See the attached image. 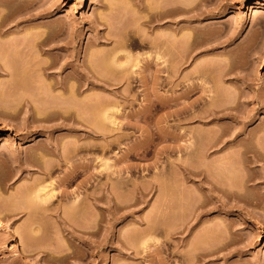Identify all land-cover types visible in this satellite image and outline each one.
<instances>
[{
	"label": "rangeland",
	"instance_id": "rangeland-1",
	"mask_svg": "<svg viewBox=\"0 0 264 264\" xmlns=\"http://www.w3.org/2000/svg\"><path fill=\"white\" fill-rule=\"evenodd\" d=\"M177 6L189 11H176ZM57 37L74 40L63 46L75 49L76 64L93 62L112 83V90L91 85L78 95L98 93L91 113L90 100L77 98L82 103L74 107V100L57 97L64 90H54V79L40 70L52 59L40 50L47 46L39 40ZM155 42L164 44V56L165 49L172 55L169 63L177 62V69L172 67L177 78L162 69L163 54ZM114 61L132 75L129 83L120 81ZM66 70L63 76L73 71ZM155 78L161 82L156 86ZM200 78L208 80L211 91L194 89L179 105L170 100L175 92L203 83ZM46 91L60 100H40ZM99 94L108 100H99ZM184 103L199 116L180 122L179 131H192L193 138L176 139L178 121L172 114ZM54 104L61 111L75 109L66 115L78 112L79 121L73 115L34 121L47 107L56 110ZM209 107L223 118L213 120L217 116L207 113ZM105 111H114L115 123L107 119L105 133H97L92 118ZM235 128L245 133L239 138L253 132V143L264 145V8L258 9L255 0H0V208L31 257L45 264H264V160L246 163L244 144L209 143L212 134ZM49 138L60 139L65 149L73 140L82 145L74 158L77 170L70 161L53 167L50 161L57 159L49 154L47 163L36 156L35 162H24L28 150L39 153ZM189 139L197 148L184 149ZM258 147L254 152L264 154ZM251 151L247 155H254ZM226 157L230 162L222 161ZM90 178L97 183L90 189L93 197L86 187ZM213 183L241 197L211 189ZM47 185L57 192L43 204L35 195ZM207 252L214 254L206 260L214 261L200 260ZM0 264H31L14 256L1 229Z\"/></svg>",
	"mask_w": 264,
	"mask_h": 264
},
{
	"label": "bare ground",
	"instance_id": "bare-ground-1",
	"mask_svg": "<svg viewBox=\"0 0 264 264\" xmlns=\"http://www.w3.org/2000/svg\"><path fill=\"white\" fill-rule=\"evenodd\" d=\"M79 2H81L82 4H84L87 0H78ZM255 5H256V7L258 8V9H261V8H264V0H255ZM176 7V6H175ZM173 9H175V8H173ZM187 8H185L184 9V7L183 8H181V7H178L177 6V8H176V11H189V9L188 10H186ZM159 15V14H158ZM180 26V25H179ZM182 28V27H181ZM179 29H180V27H179ZM161 40V39H160ZM40 42H38L39 44L38 45H46L47 47L45 48V49H43V48H40V50L41 51H43V52H45V53H47L49 56H51V62L50 63H48L47 65H41L40 67H41V69H40V67H39V69L40 70H42L43 71V75H45L47 78H52V79H54V81H55V83H52V84H54L53 86H52V88L54 89V90H57V89H63L61 92L62 93H60L59 95L57 94V97L59 96L60 97V99L61 100H63V98H64V100H69V98H70V100H71V102H73V100L75 101V103L73 102V105H74V107L76 106L77 107V105H76V103L78 104L79 103V101H81V100H87L86 101V103L87 102H89L88 100H90V102L89 103H91V105H89L88 103H87V106H90V113L92 112V108L94 107L93 106V100H97L98 99V93L96 92L95 94L93 93V95L91 94V93H89V92H87L86 91V97H81V98H79L78 97V95L79 96H81V95H83L85 92V89H87V87L88 88H91L90 86L92 85V87L95 89V88H100V89H103L104 91H108V90H112V88L111 89H109L111 86H112V83L111 82H109V80H107L108 78H106V76L107 75H105L104 73L105 72H102V74L100 73L102 70H97V69H94V67L91 65V63H93V62H90V63H84L83 65H81L80 64V66L78 65V64H76V60H77V55H76V51H75V49L74 50H67L68 48H66L65 49V47H66V45H70V44H73L74 43V40H68V41H65L64 39H60V38H46V39H43V40H39ZM163 41V40H162ZM35 43H36V41H35ZM64 43L66 44V45H64ZM154 43V42H153ZM156 44L158 43V42H155ZM165 43V42H164ZM161 44H162V42H161ZM160 43H158L157 44V46H160V47H158L159 49L161 48L162 50L164 49V48H162V46L164 45H161ZM37 45V46H38ZM65 47H64V46ZM167 45V44H166ZM40 47V46H39ZM42 47V46H41ZM155 47H156V45H155ZM164 47V46H163ZM185 48V47H184ZM187 48V47H186ZM156 49H157V47H156ZM160 49V51H161V53H162V50ZM169 50H171L170 48H168ZM167 49V50H168ZM56 50V51H55ZM158 51V50H157ZM160 51H158L159 52V54H157V55H162V57H160L161 58V60H162V62L161 63H165V65H163L162 66V69L164 70V71H167L168 73H169V75L171 74V73H174L173 75H172V77L175 75V78H177V71L175 70V69H177V67L175 68V67H173V64H171V61L173 62V59L171 58L172 57V55H171V57L167 54V52H166V49H165V55L166 56H164V53H162V54H160ZM184 51V50H183ZM157 52V53H158ZM164 52V51H163ZM172 52V51H171ZM185 52V51H184ZM170 53V52H169ZM94 55V54H93ZM167 55H168V57H167ZM157 57H159V56H157ZM93 58V57H92ZM94 58H96V57H94ZM163 58V59H162ZM167 58L168 59H171V61H170V63L168 62V60H167ZM159 59V58H158ZM164 59H166V60H164ZM181 59V58H180ZM93 61V60H92ZM165 61V62H164ZM49 62V61H48ZM117 63L118 64V62L117 61H114V63ZM138 62V61H137ZM169 63V64H167V63ZM4 63V62H3ZM137 65H138V63H136ZM175 64H177V62L175 63ZM174 64V65H175ZM178 64H180V62L178 61ZM94 65V64H93ZM118 65H120L119 67H120V69H119V67H117L118 69H119V72H121L120 73V75L121 76H119L120 77V81L121 80H126L127 81V83H129V81H131L130 79L131 78H133V77H131L132 75H130V73H128V72H125L126 70L124 69V64L123 63H121V64H118ZM117 65V66H118ZM202 65V64H201ZM201 65L199 66L200 67V69H201ZM123 67V68H122ZM175 68V69H173V68ZM203 67V66H202ZM10 68V67H9ZM67 68H72L73 69V71H71V72H73V74L70 72V74H67L66 75V73H64V75L65 76H63V72H68L66 69ZM179 68V67H178ZM204 68V67H203ZM201 69L202 71L204 70V69ZM105 69V68H104ZM103 69V70H104ZM172 69H173V71H172ZM181 69V68H180ZM199 69V68H198ZM198 69H196L197 71H200V69L198 70ZM107 70V69H106ZM110 70V69H109ZM98 71V72H97ZM111 71V70H110ZM179 71V70H178ZM117 73H118V71H116ZM176 72V73H175ZM184 72V71H183ZM204 72V71H203ZM202 72V73H203ZM99 73V74H98ZM128 73V74H127ZM196 72L194 71V74H195ZM198 73V75L201 73H199V72H197ZM188 74H190V73H188ZM191 74H192V72H191ZM205 74V73H204ZM185 75V74H184ZM201 75H203V74H201ZM201 75H199L200 77H201ZM192 76V75H191ZM197 76V75H196ZM45 77V78H46ZM172 77H170L169 76V78L170 79H173ZM179 77V76H178ZM184 77V76H183ZM182 77V78H183ZM187 76H185V78H186ZM190 77V76H189ZM195 77V76H194ZM203 77V76H202ZM184 78V79H185ZM193 78V77H192ZM199 78V77H198ZM204 78H206L205 76H204ZM72 79L73 80H75V83L76 82H78V83H76V84H78V85H75V84H73V82H71L72 81ZM180 79V78H179ZM179 79H177V80H179ZM197 79V78H196ZM203 79V78H202ZM201 78H200V80H202ZM207 79V78H206ZM176 79L175 80H171L173 83H176L175 85H182V83H183V81L181 80V82L179 83V81H177ZM53 81V82H54ZM116 81H118V80H116ZM125 81V82H126ZM206 81V80H205ZM205 81L203 82V80H202V82L203 83H194V85H191L190 86V88L188 89V88H186L187 90H185V91H182V92H180V93H176L175 92V94H173V96H169L170 97V100H173L174 102H175V104L176 105H179V100H181V99H185V98H187L188 96H190V94L192 93V91H194V89H199L202 93H206L207 91H211V89L205 84ZM208 81V80H207ZM206 81V82H207ZM52 82V81H51ZM122 82V81H121ZM118 83V82H117ZM123 83V82H122ZM159 83H161L160 81H159V78L157 79V78H155L154 80H153V82H152V84L153 85H158ZM119 84H120V82H119ZM86 85V86H85ZM84 86V87H83ZM114 86V85H113ZM155 86L153 87V89H155ZM93 88H91V89H93ZM115 88V87H114ZM116 88H117V86H116ZM52 89V91L54 92V90ZM90 90V89H89ZM114 91V90H113ZM44 92V91H43ZM68 92V94L69 95H67L66 93ZM45 93H48L47 91L45 92ZM41 94V93H40ZM39 94V95H40ZM54 94V93H53ZM53 94H51L50 92L48 93V95H46L45 97H44V93H43V95L41 94V96H43V97H41L42 99H40V100H55V99H57V100H60L59 98H56V96H55V99L53 98L52 99V97H51V95H53ZM64 94V95H63ZM65 94L67 95L66 96V98L65 97H62V96H65ZM88 94H90V95H88ZM229 93H227V96L229 97V95H228ZM232 94V93H231ZM101 94H99V100L101 99H105V100H108V98H107V96L106 97H104L103 95V97H101L100 96ZM125 95H123V97H124ZM53 97H54V95H53ZM96 97H97V99H96ZM227 97V98H228ZM23 98V97H22ZM25 98V97H24ZM37 98V97H36ZM36 98H32V100L33 99H36ZM77 98H79V99H81V100H79V99H77ZM83 98V99H82ZM213 98V97H212ZM26 99V98H25ZM23 100V99H22ZM79 100V101H78ZM167 100H169V99H167ZM215 100V99H214ZM93 103H92V102ZM85 102V101H84ZM81 103H82V101H81ZM46 104V103H45ZM49 104L50 103H48L47 102V105L49 106ZM72 104V103H71ZM214 104V103H213ZM61 105V104H60ZM95 105V104H94ZM105 105V104H104ZM103 104H102V106H104ZM211 105V104H210ZM50 106H51V104H50ZM58 106H59V104H58ZM78 106H79V104H78ZM91 106H93V107H91ZM99 106H101V105H99ZM98 106V107H99ZM193 105L192 104H186V103H184L183 104V107H181V108H178V109H175V111L173 112L174 114H172V115H174V117L176 118V120L178 121V123L176 124V129L175 130H177V132L180 130V128H181V121L182 120H189V119H191V118H195L196 116H199V114L197 115L196 113H194V112H192V110H191V107H192ZM212 106V105H211ZM54 107H55V104H54ZM63 107V106H62ZM70 107H72L71 105H70ZM214 107H215V105H214ZM217 107V106H216ZM44 108V107H43ZM51 108V109H50ZM50 108H48L47 107V110H46V106H45V109L44 110H46V112L44 113V116L43 117H37L36 119H34V121L35 122H37V120H39V122L40 121H43V122H45V121H47L48 122V120L50 121V120H52L53 118H55L54 116H58V115H60V117H62V119H70L71 117H72V115H70L71 113H72V111H74V110H71V109H73V108H70V110L69 109H66V110H69V111H71L70 112V114H69V116L70 117H68L67 115H68V113H67V115H66V110H64L63 109V111L65 112V113H63V111H61V110H58V108L56 109V107H55V109L56 110H53L52 109V107H50ZM68 108V107H67ZM94 108H96V105H95V107ZM102 108V107H101ZM208 108V107H207ZM232 108V107H231ZM49 109V110H48ZM77 109V108H76ZM89 109V108H88ZM232 109H234V108H232ZM108 110V109H107ZM207 110V109H206ZM77 112V111H76ZM106 112V111H105ZM103 112L102 114H100V116L98 115L96 118L98 119H100L102 116H104L105 115V117H102L101 119H100V122L97 120V119H93L92 118V123L93 124H95V125H93V129L94 128H96V129H94V131L95 132H104L105 133V131H106V129L105 128H103V126L105 127V125H106V128H107V119H110V120H112L111 122H113L114 120L112 119L113 117H114V111H113V113H112V111L110 112V111H108V112ZM221 111L220 110H218V109H216V108H213V107H209V109L207 110V113L209 114V115H211V116H217L216 118L214 117V119L213 120H220L221 118H223V116H219V113H220ZM3 113V112H2ZM78 113V112H77ZM76 113V114H77ZM90 113H89V115H90ZM110 113H112L113 114V116H112V114H110ZM76 114H74L73 115V117H72V119H76V120H78V117L76 116L75 117V115ZM205 113H203V115H204ZM89 115H87L88 117H87V120L84 118V120H86L87 122H88V126L87 127H89V129H90V126H91V122L90 121H88V120H90L91 118L89 117ZM202 115V117H204ZM230 115H232V114H230ZM233 116V115H232ZM234 117V116H233ZM95 118V117H94ZM193 118V119H194ZM237 119V118H236ZM76 120H74L75 122H76ZM93 120H94V122H93ZM95 120H97L96 122L97 123H95ZM105 120H106V123H105ZM79 121V120H78ZM81 121V120H80ZM109 121V120H108ZM85 122V121H84ZM78 123V122H77ZM83 123V122H82ZM89 123H91V124H89ZM113 123H115V121L113 122ZM64 124V123H63ZM42 126H43V124H41ZM66 125V124H65ZM87 125V124H86ZM85 125V126H86ZM90 125V126H89ZM7 126V125H6ZM40 126V125H39ZM95 126V127H94ZM44 127H46V125L44 124V126H43V128ZM234 127H236L235 125H234ZM240 128V127H239ZM238 128V129H239ZM72 129V128H71ZM103 129V130H102ZM105 129V130H104ZM237 128H235L233 131L231 130H229V132L226 130V132H221L220 134L218 133V134H212L211 135V141L209 142L210 143V147L211 146H215L216 147V145L218 146L219 144L221 145V144H223L222 146H221V148H224L225 146V148H227V146H232V144L234 145H236V143H238V144H244L245 145V147H246V152L244 153V157H245V159H246V163H248V164H254V163H256V162H258L260 159H263L264 160V154L263 153H257V152H254V150L253 149H255V147H256V149L258 150V146H262V148H264V145H263V143H256L255 144V142L253 143V141H252V138H253V136H255V133H250L248 136H247V134H246V136H247V138L245 137V138H239V136L241 135V134H243L244 133V131H243V129H237ZM40 130V129H39ZM91 130V129H90ZM35 132V131H34ZM36 132H37V130H36ZM176 131H174V134H175V136L173 135V137H175L176 139H182V138H184L185 136H189L190 138L192 137V135H190L191 133H192V131H190V132H182L181 133V131H179L178 133H175ZM264 132V131H263ZM93 133V132H92ZM156 133V132H155ZM173 133V132H172ZM214 133V132H213ZM94 134V133H93ZM160 134V133H159ZM245 134V133H244ZM264 134V133H263ZM163 135V134H162ZM194 135V134H193ZM244 136V135H243ZM162 137V136H161ZM188 137V138H189ZM263 137H264V135H263ZM263 137H262V139H263ZM193 138V137H192ZM194 138H195V136H194ZM258 138V137H257ZM36 138H34V135H33V137L31 138V140H35ZM50 139V138H49ZM48 139V140H49ZM51 140V139H50ZM56 140V139H55ZM59 140V143L61 144V142H60V139H58ZM58 140H56V142L55 141H50L49 143H48V141H47V143H46V141L44 142V143H42V144H40L39 145V147L38 148H40L39 150H40V152L38 153V152H36L34 149L33 150H28L27 152H26V154H25V156H23L22 157V159L24 160V162L25 163H31L32 161H34L35 159H36V157H37V159L38 160H44V158L49 154V155H53L55 158V160L57 159V161H55V163L54 162H51L50 161V163L51 164H53L52 166L54 167V164H55V166L57 167V165H59V164H61L60 162H62V164H65L66 162L65 161H67V162H69L70 161V164H71V166L75 163V164H77L75 161H76V159H75V161H74V158L76 157V155L77 154H79V152L81 151V147H82V145H81V147L76 143V141H74L73 140V143H71V145L69 146L68 145V147L65 149V147H64V145H63V147H62V145H60L57 141ZM190 140V139H189ZM193 140V139H192ZM192 140H190V141H188L183 147H184V149H187V150H189V149H194V148H197V145H196V143L194 142V141H192ZM257 140V139H256ZM264 140V139H263ZM263 140H262V142H263ZM257 141H260V139H258ZM197 142V141H196ZM237 144V145H238ZM260 144V145H259ZM262 144V145H261ZM38 145V144H37ZM87 145H89V143L88 144H86V146ZM258 145V146H257ZM85 146V145H84ZM92 146V145H91ZM179 147H181V146H179ZM208 147H209V145H208ZM258 147V148H257ZM36 148V147H35ZM83 148H85V147H83ZM93 148V147H92ZM199 148V147H198ZM229 148V147H228ZM86 149L88 150V151H90V150H92L91 149V147H89V146H87L86 147ZM251 149H252V151H253V153H254V155L252 154L251 156L250 155H247V152H249V151H251ZM62 150V151H61ZM257 150H255V151H257ZM65 151V152H64ZM86 151V150H85ZM84 151V152H85ZM87 151V152H88ZM251 151V152H252ZM249 154V153H248ZM9 156H11V158H13V160L12 161H14V160H16V162H18L19 160L17 159V155H15V154H11V155H9ZM36 156V157H35ZM77 156H79V155H77ZM87 156H88V154H87ZM35 159H34V158ZM89 158V157H88ZM32 159H34V160H32ZM36 159V160H37ZM90 159V158H89ZM230 160L231 159H229L228 157H226L224 160H222V161H227V162H230ZM40 161V162H41ZM45 161V160H44ZM44 161H42L41 163H43ZM52 161H54L53 159H52ZM64 161V162H63ZM92 161V160H91ZM35 162V161H34ZM39 162V161H38ZM46 162V161H45ZM73 162V163H72ZM47 163V162H46ZM91 163V165H92V162H90ZM89 163V160H88V163L87 164H90ZM67 164H69V163H67ZM69 164V165H70ZM247 164V167H249V165ZM47 165V164H46ZM89 166V165H86V162H85V166H88V168L90 167H92V166ZM106 165V168L109 166L107 163L105 164ZM52 166H50L49 165V167H52ZM73 167H75V165H73ZM73 167L71 168V171H69V172H71V173H69V174H66L67 175V178L69 177L70 178V174L72 175L73 174V172H72V170L74 171L77 167H75V169H73ZM110 167V166H109ZM108 167V168H109ZM47 168H48V166H47ZM52 169V168H51ZM46 170V169H45ZM77 170V169H76ZM88 170H90V169H88ZM46 172H48V171H46ZM93 172V171H92ZM91 172V173H92ZM93 174H94V172H93ZM66 175H65V177H66ZM92 174H90L89 173V176H88V178L91 176ZM74 176V175H73ZM72 177V176H71ZM93 177V176H92ZM75 178V177H74ZM92 178H90L88 181H87V183H86V187H87V190H90V189H92V187L94 186V184H95V182L93 183V180H91ZM95 179V178H94ZM64 180V178L62 179V181ZM67 179L65 178V180L64 181H66ZM72 180V179H71ZM61 181V180H60ZM70 181V180H69ZM73 181V180H72ZM86 182V181H85ZM107 182V181H106ZM63 183V182H62ZM62 183H60V184H62ZM65 183H67V182H64V184ZM69 183H71V182H69ZM68 184V183H67ZM97 184V183H96ZM95 184V185H96ZM99 184V183H98ZM103 184H105V183H103ZM112 184V183H111ZM63 185V184H62ZM66 185V184H65ZM118 185H120V184H118ZM127 185V184H126ZM126 185H125V187H126ZM213 185H214V183H213ZM98 186V185H97ZM101 186H103L102 184H101ZM124 186V185H123ZM122 186V187H123ZM132 186H134V185H132ZM64 187H66V186H64ZM112 187V186H111ZM121 187V188H122ZM95 188V187H94ZM98 188V187H97ZM101 188V187H100ZM102 188H104V187H102ZM114 188V187H113ZM134 189L136 188V187H133ZM112 189V188H111ZM115 189V188H114ZM211 189H214V190H218V191H222V193L224 194V195H232V197H234V196H237V197H239L240 196V193H238V191H230L229 189H225V188H221V187H219V185H218V187H217V185H214V186H212V188ZM231 189V188H230ZM55 190H56V188L52 185V186H46V187H42V188H40V189H38V191H37V193H36V199H38L39 201H41V202H43V204H44V202L45 203H47V201L48 200H50L51 198H53L54 197V195H55V193L57 192H55ZM93 190V189H92ZM96 190V189H95ZM104 190H105V188H104ZM136 190V189H135ZM231 190H233V189H231ZM103 191V190H102ZM106 191H108L107 189H106ZM112 192H113V189H112ZM97 194V193H96ZM87 195H88V193H87ZM92 196L93 197V191H91L90 190V192H89V196ZM90 196V197H91ZM95 196V195H94ZM108 196V195H107ZM107 196L105 195H103V197H106V199H107ZM222 196V195H221ZM220 196V197H221ZM102 197V196H101ZM117 197V196H116ZM241 197V196H240ZM109 199L108 200H110V202H111V197H108ZM111 198V199H110ZM114 198V197H113ZM102 199H104V198H102ZM105 199V200H106ZM216 199V198H215ZM218 199V198H217ZM99 200V199H98ZM96 201V200H95ZM107 202V201H106ZM118 202V201H117ZM116 202V203H117ZM96 204V203H95ZM119 206V205H118ZM166 206V205H165ZM117 207V206H116ZM4 208V207H3ZM1 209V208H0ZM0 229L5 233V237H6V246L8 247V249H10L12 252H13V254H14V256H16V257H23V258H25L26 260H28L31 264H45L42 260H40V259H38V258H35V257H31L29 254H28V252H27V250H25V249H23L22 248V246H21V243L19 242L18 243V235H19V231H18V229H16L15 228V226L13 227L12 225H11V223H10V221L7 219V217H6V215H5V212H4V209L2 210H0ZM35 230V229H34ZM32 231V235H36L37 234V230L36 231ZM29 234V233H28ZM25 234H23V236H24ZM30 235V234H29ZM28 235V236H29ZM28 236H24L26 239L28 238L29 239V237ZM30 238H32V236L30 237ZM25 241V240H24ZM27 242V241H26ZM26 242H24V243H26ZM28 242H29V240H28ZM25 246V248L27 249L28 248V246H31V244L29 245V244H26V245H24ZM32 247V246H31ZM30 248V247H29ZM220 250V249H219ZM218 250V251H219ZM209 252H207V254L206 253H202L201 255H200V260H205V261H207L206 260V258L208 257V256H210V255H212V254H214V252L212 253H210V254H208ZM216 253V252H215ZM210 258H212V256L210 257ZM215 258V257H214ZM209 261H214V260H209ZM209 261H207V262H209ZM106 264H111L110 263V261H107L106 262Z\"/></svg>",
	"mask_w": 264,
	"mask_h": 264
}]
</instances>
